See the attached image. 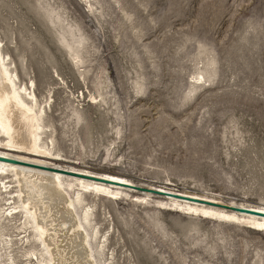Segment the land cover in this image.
Instances as JSON below:
<instances>
[{
  "label": "rangeland",
  "instance_id": "obj_1",
  "mask_svg": "<svg viewBox=\"0 0 264 264\" xmlns=\"http://www.w3.org/2000/svg\"><path fill=\"white\" fill-rule=\"evenodd\" d=\"M0 41L66 170L264 206V0H0ZM3 177L0 264H40ZM125 188L83 194L97 264H264L263 230Z\"/></svg>",
  "mask_w": 264,
  "mask_h": 264
},
{
  "label": "bare ground",
  "instance_id": "obj_2",
  "mask_svg": "<svg viewBox=\"0 0 264 264\" xmlns=\"http://www.w3.org/2000/svg\"><path fill=\"white\" fill-rule=\"evenodd\" d=\"M2 51L0 47V135L7 140L3 141L0 138V149L3 144H6L10 150L3 148L4 150H0V156L13 159L15 162L0 160V177L15 179L13 181L18 184V188L14 196L20 202L19 205L12 206L7 216L13 218L16 214H24L28 222L26 226L30 224L34 230L35 239L40 242L41 247L43 246L40 256L42 258H38L40 264H97L87 229V225L92 223L91 208L87 206L83 209L82 207V214L78 211L81 205L85 206L83 194L90 192L111 199H126L132 192L122 187L125 185L119 186L117 183L130 186L135 184L120 175L95 173L76 168V165L72 166L71 170H66L63 164L65 160L59 158L60 156L56 157L57 155L52 156L51 149L47 148L46 142L43 141L42 115L44 112L38 104L36 94L28 91L31 86L18 85L14 74L15 69L14 71L11 69ZM16 150H27L31 156L17 155L13 152ZM90 175L98 179L88 178ZM144 186L147 187V185ZM9 187L6 184L3 186L6 191ZM71 189L74 190V196H71ZM149 189L179 193L185 197L215 203L249 207L264 213L262 205L236 201L227 203L217 196L176 191L163 186L152 185ZM7 192L11 193V190ZM151 197V193L146 192L144 196L134 195L132 200L149 204ZM165 198L168 199L166 202L164 200L158 202L161 208L199 215L216 221L243 224L251 229L264 231V216L239 213L235 210L193 202L186 198ZM102 247L104 249V246Z\"/></svg>",
  "mask_w": 264,
  "mask_h": 264
},
{
  "label": "water",
  "instance_id": "obj_3",
  "mask_svg": "<svg viewBox=\"0 0 264 264\" xmlns=\"http://www.w3.org/2000/svg\"><path fill=\"white\" fill-rule=\"evenodd\" d=\"M0 160H6V161H10V162H15L13 159H9L8 157H4V156H0ZM88 178H91V179H94V180L98 179L97 177H93L91 175ZM109 180H112V179H109ZM113 183H117V182L113 181ZM117 184H119V186L120 185H125V186H122V187H133V188L137 189L138 191H142V192H151L152 194L157 195V196H161V197H176V198H181V199L186 198V199H189V200H191L193 202H198V203H201V204L203 203V204H206V205H213V206L220 207V208H223V209L235 210V211H237L239 213H246V214H252V215H257V216H264L263 212L255 210L253 208H249V207L235 206V205H229V204H226V203H215V202H212V201H204L203 199L199 200V199H195V198H189V197H185V196L179 195V193H170L169 191H161L159 189H148L149 187H143L141 185L130 186V185H127V184H122V183H117Z\"/></svg>",
  "mask_w": 264,
  "mask_h": 264
}]
</instances>
